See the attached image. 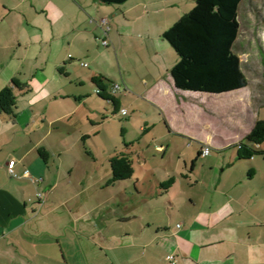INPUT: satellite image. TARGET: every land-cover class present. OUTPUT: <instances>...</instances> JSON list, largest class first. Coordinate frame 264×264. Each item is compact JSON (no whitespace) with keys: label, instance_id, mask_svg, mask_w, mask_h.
<instances>
[{"label":"crops","instance_id":"obj_1","mask_svg":"<svg viewBox=\"0 0 264 264\" xmlns=\"http://www.w3.org/2000/svg\"><path fill=\"white\" fill-rule=\"evenodd\" d=\"M143 1L141 6L145 9L142 15L153 10L163 14L166 23L168 13L178 8L177 0H153L148 5ZM93 4L96 5L88 0H0V51H3L0 65L7 70L3 80L0 79V87H4L3 84L11 86L13 77L17 76L18 66L25 63L23 58L17 57L18 49L25 48L24 57L30 60L29 65L33 69L27 82L31 91L23 94L14 88L20 96L32 94L29 96L31 106L22 112L19 110L16 118L0 115V264H135L140 259L147 261V264H158L157 257L162 258L163 255L164 261L171 264H264V203L258 202L260 194L248 193L247 190L238 192L235 187L220 188L219 185L215 186L214 195L206 190L200 203L192 200L190 205L180 204L183 208L179 210L171 202L166 207L167 220H147L145 216L148 214H141L146 220L141 223V233H125L128 239H141L134 245L142 248L137 258L129 256L128 242L123 243L120 237L114 235L103 237L106 243L114 244L106 250L101 246L100 250L105 252H102L103 255L66 250L67 234L56 212L66 210L74 215L77 204H70L76 198L72 190L79 188L82 182L75 184L70 179L73 168H70L68 175L61 170V157L58 156L64 153L63 148L59 147L60 142L50 146L46 137L52 133L51 126L68 115L62 112L64 102L61 100L70 98V92L73 91L63 90L62 79L59 74H55L54 69L68 68L71 82L76 80L86 85L93 76L99 74V70H90L84 73L85 76L74 74L72 71H77L78 67L74 63L67 64L65 53L75 50L76 56L68 54L72 61L92 58L96 62L99 53H107L106 50L101 52L103 47L99 49L103 45L102 41L109 39L111 43L113 27L105 32L102 26L88 19ZM100 12L104 13L102 10ZM88 21V24L95 23L92 30H88ZM148 22L144 23L145 32L141 33V42L134 39L138 44L136 57H145L149 71L153 73L140 78L138 89H141L142 83L143 90L139 95L154 102L165 112V104H172V108L177 109L182 118L195 125L192 130L190 123L179 127L167 119L173 132L199 140L204 146L217 144V139L222 137L218 128L206 120L199 123L188 109L193 103L192 95L202 92L180 90L175 86L171 69L176 63V56L160 41L170 26L159 28L158 31L153 26V32ZM160 22L157 21L158 26ZM115 31V43L120 46L118 38L127 36L120 22L115 26ZM160 48L170 52L169 57H165ZM51 66L53 71H50ZM127 81L133 88V81ZM120 87V91L124 88L129 94L126 86ZM37 89L54 102L51 103L52 107L61 109L60 116H49L43 110L45 107H33L37 100ZM243 89L226 93H239ZM200 125L202 128L198 130ZM44 126H49V129H43ZM41 147L48 150V161L40 156ZM51 156H54L53 159ZM12 160L16 161L14 173L9 168ZM26 171L29 175L25 174ZM64 187H67L64 192L67 197L61 201L57 190ZM38 193H42V197ZM53 212L54 218L49 220L48 216ZM156 213L161 217L160 212ZM72 221L74 228L75 224L78 227L79 221ZM96 234L90 236L95 246L98 245ZM119 241L122 242L121 246L115 244ZM171 256H174L176 263L170 260Z\"/></svg>","mask_w":264,"mask_h":264},{"label":"rangeland","instance_id":"obj_2","mask_svg":"<svg viewBox=\"0 0 264 264\" xmlns=\"http://www.w3.org/2000/svg\"><path fill=\"white\" fill-rule=\"evenodd\" d=\"M88 2L96 4L91 6L89 20L101 19L104 16L110 21V27H113L110 33L111 46H99V49L103 47L101 52L106 50L107 53H99L96 62L92 58L72 61L68 54L76 56L75 50L66 51L67 64L74 63L78 68L72 72L80 76L90 70H99V74L106 75L122 87L126 86L129 94L124 88L117 92L120 110L116 112L113 102L99 97L93 81H88L87 85L76 80L71 82L68 68L63 71H60V67L54 69L55 74H59L62 79L63 90L73 91L70 92V98L61 100L64 102L62 112L68 115L51 126L52 133L46 140L50 146L60 142L59 147L63 148L64 152L58 156L61 157V170L68 175L70 168H73V176L70 179L74 180L75 184L82 182L79 188L72 190L76 198L70 204H77L74 215L66 210L56 212L67 234L66 250L103 255L105 252L100 250L101 246L105 250L114 246L106 243L103 237L114 235L120 237L123 243L128 242L129 256L137 258L142 248L134 245L141 239H128L126 232L141 233V223L146 222L145 217L153 221L167 220L169 216L166 207L170 206L171 202L179 210L183 208L180 204L190 205L192 200L200 203L206 190L214 195L215 186L218 185L220 188L235 187L238 192H257L260 194L258 202L264 203V154L240 159L237 147L234 146L258 118L264 119V0H244L239 8L241 28L235 51L240 55L243 70L248 76V87L239 93L217 95L202 92L192 95L193 103L188 109L193 118L198 119L199 123L206 120L218 128L222 136L217 139V144L205 146L199 140H192L169 130L164 117L179 127L188 126L190 123L180 116L182 114L178 113L177 109L172 108V104H165V112L161 107L155 106L154 102L139 95L143 90L142 83L139 87L141 89H138L140 78L153 73L149 71L145 57H136L138 44L134 42V39L141 42V33L145 32L144 23L150 21L148 23L153 32V26L157 31L164 26H171L183 14L192 10L195 0H177L178 8L175 12L172 10L168 13L167 23L163 21V14L153 10L147 15H142V0H128L121 5H105L99 0ZM152 2L153 0L143 1L145 5ZM100 10L104 13L101 14ZM158 20L163 21L159 26ZM119 22L127 36H120L118 39L121 43L117 46L114 34L115 26ZM94 27L95 23L88 24V30ZM160 41L164 42L168 51L174 53L177 61L178 56L169 42L163 37ZM160 49L165 57H169L170 52L164 48ZM24 53L25 48L17 51V57L23 58L25 62L18 66L17 76L23 82H28L33 69ZM1 54L3 51H0V60ZM51 70L53 71L52 66ZM6 71L0 65L1 80ZM127 79L133 81L134 89ZM16 94L18 95V92ZM30 95L32 94L18 95V107L21 112L31 106ZM35 95L37 100L33 107H45L43 110L52 117L61 115V109L52 107L51 103L54 102L46 98L39 89L35 91ZM123 109L127 114L121 112ZM190 124L189 127L193 130L195 125ZM45 128L49 129V126H44L43 129ZM201 128V125L198 126V130ZM206 146H209L210 153L199 155ZM259 147L264 150V142ZM118 153H128L132 157L134 174L131 178L108 184L112 176L110 158ZM51 157L53 159L54 156ZM170 178H174L173 185H161ZM66 189L67 187L57 190L61 201L67 197L64 193ZM157 211L161 213V217ZM141 214L148 216L141 217ZM54 215L55 212L50 213L48 219L54 218ZM75 219L79 222L78 227L75 224L74 228L72 220ZM94 231L97 232L96 246L90 240V236L95 234ZM122 242L115 244L121 246ZM157 260L158 264H171L167 260L164 261V255L162 258L157 257ZM135 264H147V261L140 259L135 261Z\"/></svg>","mask_w":264,"mask_h":264},{"label":"trees","instance_id":"obj_3","mask_svg":"<svg viewBox=\"0 0 264 264\" xmlns=\"http://www.w3.org/2000/svg\"><path fill=\"white\" fill-rule=\"evenodd\" d=\"M99 1L106 5H121L128 0ZM243 1L195 0L192 10L183 14L163 33L178 56L171 69V75L178 89L222 94L248 87V76L243 70L240 55L235 51L241 28L239 8ZM91 22L95 21L91 20ZM105 40L109 41L104 39L103 45H110V41L107 45L104 44ZM63 70L64 68L60 69ZM92 81L99 97L113 102L115 111L118 112L120 100L117 92L121 89L120 85L115 89L117 84L104 74L93 76ZM14 88H18L23 94L31 91L30 85L17 76L13 77L11 86L0 87V115L11 118L19 115L18 96ZM164 121L172 131L165 117ZM263 142L264 119L258 118L251 131L233 145L237 147L238 158L250 159L256 154H264V150L259 147ZM39 154L48 161L47 149L39 148ZM201 154L202 151L199 155ZM110 163L112 176L108 184L133 176V159L128 153L115 154L110 158ZM173 183L174 178H170L161 185L170 187Z\"/></svg>","mask_w":264,"mask_h":264},{"label":"built area","instance_id":"obj_4","mask_svg":"<svg viewBox=\"0 0 264 264\" xmlns=\"http://www.w3.org/2000/svg\"><path fill=\"white\" fill-rule=\"evenodd\" d=\"M91 20H92V21H95V22L98 23L100 26L104 27V29H105L106 32L110 31L111 27L109 26V20H108L107 18L91 19ZM108 43H109L108 40H105V41H104V44L107 45ZM118 88H119V86L116 85V86H115V89H118ZM122 113H123V114H126L127 111H126L125 109H123V110H122ZM202 153H203V155H207V154H209V153H210V148H209V146L203 147ZM15 162H16L15 160H12V161H10V163H9V168H10V170H11L12 173H14L13 168H14V166H15ZM25 174H26V175H29V172L26 171ZM38 195H39L40 197H42V193H38ZM170 260H172L173 263H176V260H175L174 256H171V257H170Z\"/></svg>","mask_w":264,"mask_h":264}]
</instances>
